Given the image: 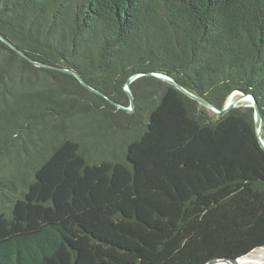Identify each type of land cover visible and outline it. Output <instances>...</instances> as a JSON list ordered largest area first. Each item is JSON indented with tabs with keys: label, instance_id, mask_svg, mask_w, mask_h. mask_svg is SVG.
Wrapping results in <instances>:
<instances>
[{
	"label": "trees",
	"instance_id": "obj_1",
	"mask_svg": "<svg viewBox=\"0 0 264 264\" xmlns=\"http://www.w3.org/2000/svg\"><path fill=\"white\" fill-rule=\"evenodd\" d=\"M0 34L104 95L0 40V264H202L264 246L251 107L218 115L146 74L130 112L110 101L128 106L145 72L218 108L240 90L264 140V0H0ZM86 117L103 124L68 137ZM117 118L120 155L91 162L86 141ZM35 136L49 152L14 192L6 168Z\"/></svg>",
	"mask_w": 264,
	"mask_h": 264
},
{
	"label": "rangeland",
	"instance_id": "obj_2",
	"mask_svg": "<svg viewBox=\"0 0 264 264\" xmlns=\"http://www.w3.org/2000/svg\"><path fill=\"white\" fill-rule=\"evenodd\" d=\"M117 123L114 126L109 125L108 127L95 129L94 135L91 140L86 141V146L88 147L87 158L91 162L117 157L121 153L122 143L127 138V132L122 128L125 127L124 121L122 118H117ZM97 122V123H96ZM59 125L60 121H56ZM103 124L100 121H92L91 117L79 118L68 120L65 125H67V136L71 138L79 137V134L87 129L93 128L95 125ZM59 139L62 137L61 133H58ZM39 140L36 136L31 140L32 145H27V152H19L15 160L9 164L6 168V173L4 174V179L7 182H10L11 190L18 191L21 182L28 179L31 168L35 167L49 152L50 141L47 138H42ZM44 141V142H43ZM14 196L13 194H9ZM7 203H5V198H0V211L7 212L6 209ZM264 247V246H263ZM256 248L255 251L260 250ZM264 258L262 259V264H264ZM221 264H226L220 262ZM219 264V263H214Z\"/></svg>",
	"mask_w": 264,
	"mask_h": 264
},
{
	"label": "water",
	"instance_id": "obj_3",
	"mask_svg": "<svg viewBox=\"0 0 264 264\" xmlns=\"http://www.w3.org/2000/svg\"><path fill=\"white\" fill-rule=\"evenodd\" d=\"M0 40L3 41L6 45H8L10 48H12L14 51H16L19 55L24 57L26 60H28L33 65H35V66H44V67L51 68V69H54V70H57V71H60V72H63V73L70 74V75L74 76L78 80V82L81 85H83L84 87H86L87 89H89L91 91H94V92H97L100 95H103L102 93L94 90V88H92L75 71L67 69V68H64V67H59V66H54V65L38 62V61L32 59L30 56H28L25 52H23L22 50L17 48L15 45H13L10 41H8V39L3 37L1 34H0ZM143 74L157 77L158 79H160V80H162L164 82H167L169 84L174 85L179 91L184 93L186 96H188L191 99L197 101L199 104L211 109L213 112L217 113L218 115H222L225 112L229 111L230 109H232L234 107H238V106L251 107L253 109V119H254L257 139H258V142H259L260 146L264 150V140L261 137L262 126H263V118H262L258 103H257L255 97L251 93H245V92H242L240 90H234L226 98L223 107L218 108V107L214 106L212 103L208 102L207 100H205V99L193 94L192 92L188 91L187 89L182 87L180 84L175 82L168 75H165V74H162V73H158V72H145V73L133 74V75L129 76L128 79L126 80V82H125V84L123 86V89H124L128 99H129V105L128 106H123V105H120V104L110 100L111 103H113L117 108L123 109L127 113L130 112L132 110V108H133V105H134V97H133V94H132V91H131V88H130V83L134 79H136L137 77H139V76H141ZM232 95H236V98H235L234 101L229 102V97L232 96ZM241 100H245V102H240ZM241 257H243V256H241ZM239 258L240 257H237V258H233V257L214 258V259H211V260H209V261H207L205 263H202V264H213L214 262H224L226 264H235V262Z\"/></svg>",
	"mask_w": 264,
	"mask_h": 264
},
{
	"label": "bare ground",
	"instance_id": "obj_4",
	"mask_svg": "<svg viewBox=\"0 0 264 264\" xmlns=\"http://www.w3.org/2000/svg\"><path fill=\"white\" fill-rule=\"evenodd\" d=\"M235 98H236V95L230 96L229 102L234 101ZM240 102H245V100H241ZM257 252L258 253H256L255 251H251L250 253L244 255L243 257H240L235 262V264H262V259L264 258V247L260 248V250ZM214 263L221 264L220 262H214Z\"/></svg>",
	"mask_w": 264,
	"mask_h": 264
}]
</instances>
